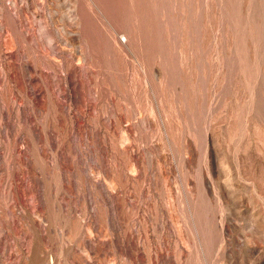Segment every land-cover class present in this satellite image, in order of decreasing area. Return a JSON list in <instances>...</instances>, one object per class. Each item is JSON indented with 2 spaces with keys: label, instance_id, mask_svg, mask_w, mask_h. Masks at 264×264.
Returning a JSON list of instances; mask_svg holds the SVG:
<instances>
[{
  "label": "rangeland",
  "instance_id": "374dc122",
  "mask_svg": "<svg viewBox=\"0 0 264 264\" xmlns=\"http://www.w3.org/2000/svg\"><path fill=\"white\" fill-rule=\"evenodd\" d=\"M0 264H264V0H0Z\"/></svg>",
  "mask_w": 264,
  "mask_h": 264
}]
</instances>
